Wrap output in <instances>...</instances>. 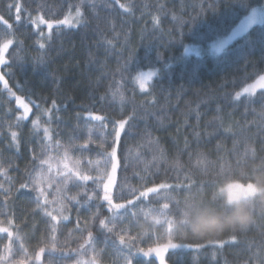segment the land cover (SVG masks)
Segmentation results:
<instances>
[{
  "label": "trees",
  "instance_id": "16d2710c",
  "mask_svg": "<svg viewBox=\"0 0 264 264\" xmlns=\"http://www.w3.org/2000/svg\"><path fill=\"white\" fill-rule=\"evenodd\" d=\"M14 2L27 7L33 18L43 15L45 19L52 20L63 19L70 9L73 12L79 6L85 23L59 30L54 27L52 39L46 41L45 49H40L35 43L40 38L38 30L29 22L28 12L22 13L23 23L15 21L14 9L9 15L7 5ZM201 2L203 11L199 7ZM208 2L0 0V16L13 26L9 31L15 33L10 37L14 44L7 55V63L0 68L17 96L24 97L25 102L29 97L35 102L30 105L32 111L28 120L18 122L13 104L2 105L0 101V170L2 167L8 169L2 163L6 165L11 161L12 166L16 158L25 175L19 173L18 176L17 170L11 171L10 177L16 175L20 185V182L28 181V173L34 176L37 170L34 165L38 166L39 160L31 158L43 154L40 138L43 127L47 126L53 133V139L44 143H51V156L60 153L62 158L63 149H69L70 154L81 160V170L87 171L90 167L87 160L97 158L96 144H92V151L84 154L70 148V145L86 142L89 135L98 142L104 130L99 128V122L87 118L91 112L107 118V131H111L113 121H128L118 150L121 166L116 179L120 178L121 182L117 180L111 191L115 203L124 202L120 197L131 198L128 197L129 190L140 188L145 182L142 177L146 178V186L161 182L172 185L167 198L162 190L158 197L150 196L137 202L136 207L127 206L129 213L136 211L139 215L117 221V232L121 227H130L131 235L145 231L139 225L144 220L140 209L147 211L169 203L172 212L178 213L180 204L177 206L175 201H182L197 191L211 196L220 165L237 163L248 147L258 151L264 149V98L261 96L264 90L235 99L236 92L243 93L244 87L255 83L258 74H264V42L261 41L264 23L248 28L223 53L208 52L213 41L229 35L251 13V8L244 10L238 6H246L248 0H215V10L207 8ZM251 4L261 8L264 0H251ZM39 27L47 32L46 25ZM4 31L5 26L0 24V37ZM20 40L23 44L15 43ZM201 44L207 45V50L200 49L199 55L185 52L186 48H197ZM13 52H18L21 59L13 62ZM145 71H156L157 75L141 89L136 76ZM1 83L0 98L7 94ZM53 100L57 108L52 110L50 119L41 111L52 108ZM77 114H80L79 119ZM37 115L41 120L38 130L32 128V120ZM12 131L19 134V150L9 146ZM56 140L60 141V148L56 147ZM198 160H203V163L198 164ZM56 174L57 170L55 176L59 180ZM90 174L95 175V172ZM186 176L197 182L190 189L185 187L188 183ZM58 183L61 184L60 181ZM87 188L88 195L95 192L103 196L102 185L97 188L91 181L83 189L68 185L67 196H77L84 206L77 213L76 205L69 204L72 210L65 213L69 219H61L57 225V250L46 249L44 264H49V261L51 264H76L78 260L89 261L93 255L98 264H124L127 247L121 246L118 239L98 223L99 218L113 214L102 199L94 198L88 201L92 206H85L84 196L78 193L86 192ZM25 194L32 199L15 206L20 204L19 199ZM13 195L8 207L6 205L3 209L8 219H14L12 259L19 261L25 259V249L27 256L31 257L38 243H51L47 232L49 223L53 222L40 210L33 213L36 207L33 192L21 189ZM97 204L100 205L99 217L90 225L94 243L86 245V255L82 254L83 249L80 253L73 251L83 243L82 237H87L86 231L77 230V217L83 228L85 220L97 211ZM58 205L50 206L49 210L57 209ZM83 209L86 210L84 213ZM156 229L160 231L159 226ZM231 235L225 232L218 237L204 239L176 236L175 243L193 246L169 249L165 254L166 264L264 262V216L258 214L256 224L247 232L235 233L236 242L221 246L220 242L230 241ZM155 239V236L152 240L145 237L138 246L147 251ZM9 242L6 233L0 234V258L5 256V246ZM196 243L203 247L195 248ZM132 251L134 264H159L154 254L146 257L136 253L135 248Z\"/></svg>",
  "mask_w": 264,
  "mask_h": 264
},
{
  "label": "snow or ice",
  "instance_id": "6c2138e0",
  "mask_svg": "<svg viewBox=\"0 0 264 264\" xmlns=\"http://www.w3.org/2000/svg\"><path fill=\"white\" fill-rule=\"evenodd\" d=\"M119 2V0H117ZM238 6L241 9L246 10V8H251V13L247 15L244 20L241 23V26L239 29L234 30L230 35L224 37V38H218L216 39L212 45H211V52L215 54L223 53L231 43L233 39L237 35H239L243 30H245L248 27H251L253 24L256 23H264V12L259 11L256 7L252 6L251 0H248V4L242 5L238 4ZM121 7L123 8L124 5L121 4ZM199 7L201 11L204 9V4L201 2L199 4ZM217 7V4L215 0H209L207 4V8H210L212 10H215ZM13 9L15 10V21L19 23H23L22 20V13L28 12L29 16V22L34 24L37 27L39 39L35 42L39 45L40 49L46 48V41H50L53 37V28L55 27L57 30L62 29L63 27H76L81 25L82 23H85L83 19V13L81 11V8L79 6L75 9V15L72 14L71 9L69 10L68 14L64 16L63 19H45L43 15H37L35 18L32 16V12L25 7L21 3H9L7 5V10L9 15L12 14ZM0 24H3L5 26V31L3 32L2 37H0V65H5L7 63L5 59V53L8 52L10 46L14 44V40L10 37L14 36L15 33L9 31L12 29V25L8 23L7 20L3 18V16H0ZM46 25L47 32H45L43 29H40V25ZM261 41L264 42V35L261 36ZM15 43L23 44V41H15ZM111 43V41H109ZM189 51H194L196 55H199V50L195 47L193 48H186L185 52L188 53ZM13 62L21 59V57L18 55V52L12 53ZM40 62L43 63V58L40 57ZM155 75H157L156 71H149L147 73H139L136 76V80L139 82V86L141 89L145 88V85L149 80H151ZM0 82L3 83L4 90L8 92V94L15 98L16 103L18 104L20 109H23V112L16 117V120L19 121H26L29 118V113L32 111L30 105L34 104L35 102L31 100L29 97L27 102H25V98L22 96H17L14 91H12L11 88H9V84L7 79H5L4 74L0 73ZM257 88L264 90V74H258V79L255 81V83L248 84L246 87L243 88L242 92H236L235 93V99H240L243 94H248L249 96H252ZM262 98H264V92L261 93ZM37 108H39V105H36ZM56 101L53 100L52 102V108L50 109H43L41 111V114L43 115H49L51 119L52 110L56 109ZM80 118V114H77V119ZM87 118L89 120H94L99 122V128L101 130H104L101 132L100 136L98 137V142L93 139L91 135H89L86 138V142L82 144H71L70 148L75 149L79 151L81 154L87 153L92 151V144L95 143V152H96V159H88L87 164L90 166L87 171H81L79 169V165L81 164L80 159H75L73 161L72 166L70 167L69 161L72 160L70 156L69 149H65L63 153V157L60 161V163L63 164L62 169L57 170V176L59 178V181L61 182V187L57 188V193L59 194V197L53 196V198L49 199V193L40 185L45 182V180L49 181L47 184L48 188H52L53 184L56 182L52 178V165L49 162V158H42L39 156H32V160H39V165L34 167L37 169L35 172V175L33 176L32 173H28L29 179L27 182H20L19 189H27L30 192L34 193V201L36 207L32 210L33 213H35L37 210H40L44 213L46 217H48L50 222L48 227L47 235L50 237L51 243L50 244H44V243H38L36 248L34 249L33 255L31 257L27 256V250L25 249V259H21L19 261H15L11 259L13 255L12 251V245L11 243L5 246V251L8 253L7 256L2 257L6 261V264H44V254L46 249L51 248L52 251L57 250V235H55L58 231V223L62 219L64 221H67L69 219V216L65 213L70 212L72 209L69 207L70 203H75L78 206L81 205V201L77 199V196H67V189L69 184H73L78 188L83 189L89 181H91L94 185H96L97 188H99L101 185L103 187V196L100 197L97 193L93 192L92 195H88L86 192L78 193V195L82 194L84 196V203L86 204L88 201L93 200L94 198L96 200H101L103 202L107 203L108 210L112 212V216L110 217H104L99 218L98 223L101 228L105 229L108 233L113 234L116 239H118L119 244L121 246L127 247V254L123 256L124 264H134L133 259V248H135L136 253L142 254L144 256H151L154 254L156 258L159 261V264H166V253L169 251V249H175L179 247H192L193 245L184 244V243H175L174 239L176 238V235L174 234L171 222L168 219L169 217H177L179 215L178 213H173L170 209L169 203H163L159 208L157 209V213L159 216L163 217V221L157 220V225L160 228V231H158L156 228L151 230H145L141 232H137L136 235L130 234V227H121L120 231L117 232V221H124L125 219H129V216L131 218H135L139 215L138 212L132 211L129 213V208L127 206L136 207L137 202H140L145 199H149L150 196L155 198L161 195V192L163 190V194L165 198H167L170 194V191L172 190V185L168 184L167 182H161L158 185L155 186H146V178L142 177L141 179L144 180V184L141 185L140 188H131L128 193V197L131 198H125L120 197V199L124 200V202L121 203H115L113 201V196L111 195V191L113 186L117 183V170L121 166V158L118 157V150L122 143V133L125 131V125L128 123L127 120H119V121H113L112 122V128L111 131H107L108 124H107V118L105 116L101 115H95L91 112L87 114ZM19 126V124L17 125ZM41 126V120L40 115H37V117L32 121V128L33 129H40ZM43 135L40 138L41 144L44 148V150L50 151L51 145L48 143H44L45 141H51L53 139V134L50 131V128L45 126L43 127ZM227 131H231V129H227ZM58 135V134H57ZM11 142L9 146H15L17 150H19V134L16 131H12L11 134ZM110 137V139H109ZM56 147L60 148L61 144L59 140H56ZM187 146V141L185 142ZM219 147V145H218ZM249 148V147H248ZM248 148L245 149V155L248 151ZM264 151V149H262ZM126 159V157H124ZM242 157H239L237 159V163ZM223 159V158H221ZM198 164L203 163V160H198ZM45 166L47 168L45 169ZM95 172V175L90 174L91 172ZM45 172L48 173L47 176H45ZM106 179V182H105ZM186 179L188 183L185 185L186 188L190 189L192 186H194L197 182L195 179H193L191 176H186ZM31 184V187L29 185ZM201 184L203 182L201 181ZM233 184H227L225 186V191L229 193L231 196V190H232ZM2 187V186H0ZM179 187V185H177ZM202 191V189H201ZM8 189H4V196L5 201L7 202L8 199ZM176 205L179 206L180 201H175ZM55 204H59L58 210L53 207L52 210H49L50 206H53ZM99 207L100 205L97 204V211L92 213V215L85 220L83 228H81L80 222H79V216L77 217V230L81 231L82 233L84 231L87 232V237L83 238V243H80L78 245L77 249H73V251H76L80 253V250H85L82 254H87L86 245H91L94 243V234L91 231V222L95 220L97 217H99ZM117 210H122L118 212ZM140 211L143 212L144 218L150 214L151 209H148L147 211L140 209ZM54 212H57V214H54ZM79 212V207L77 208V213ZM155 219V217H153ZM9 223L12 221L9 220ZM166 225V227H165ZM0 233H6L9 240L11 241L13 239V234L11 231H9L8 228L0 227ZM155 236L156 239L152 241V246L148 247L147 251L144 250V248L138 246V242H143L144 238L147 237L148 240H152V237ZM237 237L235 234L231 235L230 241H221V246H223L225 243L228 242H236ZM212 243V241H209ZM67 243V241H65ZM195 248L199 249L202 248L203 245L200 243H196ZM21 248H23V244H21ZM49 264L51 262L49 261ZM76 264H98L96 260V256L93 255L92 258L89 261H82L78 260ZM264 264V262H262Z\"/></svg>",
  "mask_w": 264,
  "mask_h": 264
},
{
  "label": "clouds",
  "instance_id": "9594fccd",
  "mask_svg": "<svg viewBox=\"0 0 264 264\" xmlns=\"http://www.w3.org/2000/svg\"><path fill=\"white\" fill-rule=\"evenodd\" d=\"M219 168L211 196L199 191L186 196L180 201L179 215L168 218L176 236L204 239L225 232L244 233L256 224L258 214L264 216V151L249 147L238 163ZM230 183L243 184L245 188L230 196L224 190ZM163 219L153 208L139 225L151 230L158 226L157 220Z\"/></svg>",
  "mask_w": 264,
  "mask_h": 264
},
{
  "label": "rangeland",
  "instance_id": "374dc122",
  "mask_svg": "<svg viewBox=\"0 0 264 264\" xmlns=\"http://www.w3.org/2000/svg\"><path fill=\"white\" fill-rule=\"evenodd\" d=\"M259 11H261V12H264V6L263 7H261V8H257ZM72 14L73 15H75V11H73L72 12ZM244 20V19H243ZM242 20V21H243ZM242 21L232 30V32L234 31V30H236V29H239L240 28V26H241V23H242ZM258 24H263V23H256V24H253L252 26H254V25H258ZM248 28H250V27H248ZM248 28H246L245 30H243L239 35H237L236 37H235V39H233L232 41H231V43L230 44H232L237 38H239L240 37V35L242 34H244V32L248 29ZM231 32V33H232ZM230 33V34H231ZM229 34V35H230ZM226 36H228V35H225L224 37H226ZM224 37H222V38H224ZM214 42V41H213ZM212 42V43H213ZM212 43L210 44V45H212ZM229 44V45H230ZM206 46L207 45H202L201 44V46H198L197 47V49L198 50H200V49H205V50H207V48H206ZM11 47V46H10ZM193 47H195V46H192V47H190V48H193ZM9 51H10V48H9V50H8V52L7 53H5V59H6V61L8 60L7 59V55H8V53H9ZM189 52H194V51H189ZM208 52H211V46H210V51H208ZM212 53V52H211ZM1 66V68L3 67V65H0ZM1 68H0V73H2V74H4V72H2L3 70H1ZM147 72H149V71H145V72H141V73H147ZM5 76V75H4ZM6 79V78H5ZM8 81V80H7ZM151 80H149L148 82H147V84L145 85V86H147L148 85V83L150 82ZM1 83V82H0ZM136 83L139 85V82L136 80ZM2 84V88L4 89V86H3V83H1ZM8 84H9V82H8ZM9 88H11L10 87V85H9ZM260 89L259 88H257V90H256V92L257 91H259ZM13 91V90H12ZM255 92V93H256ZM16 93V92H15ZM7 94H8V92H7ZM6 94V96H4V97H2V98H0V101H1V104L2 105H4V104H7V105H11V104H13V106H14V108H15V111L17 112V113H15V114H17V116L18 115H20L23 111L21 110V109H18V104L16 103V100H15V98L14 97H12V96H10L9 94L7 95ZM2 99H3V103H2ZM17 107V108H16ZM22 111V112H21ZM34 120V119H33ZM32 120V121H33ZM4 126H6V127H8L9 125L8 124H4ZM3 126V127H4ZM53 134V133H52ZM1 143H2V141L0 140V145H1ZM46 143H48V144H50L51 145V143L50 142H46ZM42 148V150H43V154H40L39 155V157H42V158H49V162H50V164L52 165V173H51V175H52V178H53V180H55L56 182L53 184V187L52 188H48L46 185L48 184V182L49 181H47V180H45V182L44 183H42L40 186L41 187H44L47 191H48V193H49V199L51 200L52 198H53V196H57V197H59V194L57 193V188H59V187H61L62 185L60 184V183H58L59 182V180L57 179V177L55 176V173H56V170H58V169H62L63 168V164L62 163H60V161H61V159L62 158H60L59 157V154L58 155H55V157H52L51 155H53L50 151H45L44 150V148H43V146L41 147ZM9 149V148H8ZM64 149H63V151L61 152L62 153V156H63V153H64ZM70 151V150H69ZM70 156H71V158H72V160L71 161H69V165H70V167L72 166V164H73V161L75 160V159H77V158H75L74 157V154H70ZM13 162V165L12 166H10L11 165V161L10 162H8L6 165H4L3 163H2V166H4V167H7L8 169H6V168H3L2 167V169L0 170V186H2V187H0V208L2 209V212L0 213V227H5V228H8L9 229V231H13L14 232V227H13V225H14V219H8L7 218V213H6V210H4L3 208H5V206L9 203V200L11 199V198H13V194H15L16 193V191H17V188H18V186H19V182H18V179H17V177H16V175L15 176H12V177H10V172L11 171H13V172H17V170H18V176H19V173H21V175H25V173H24V170H20V165L19 164H17V160H16V158H15V162L14 161H12ZM1 165V164H0ZM10 167V168H9ZM47 168V166H45V169ZM79 169L81 170L82 169V167H79ZM7 170V171H6ZM82 171V170H81ZM15 174V173H14ZM48 175V173L47 172H45V176H47ZM118 180V182L120 183L121 182V179L119 178V179H117ZM29 187H31V184L29 185ZM125 187H127V186H125ZM248 187H250V185L248 186ZM244 188H245V185H243V184H239V183H237V184H233V186H232V190H231V195H233V194H239V193H241L243 190H244ZM4 189H8L9 190V193H8V199H7V202L5 201V196H4ZM28 192H30V191H28ZM86 193H89V191H88V188L86 189ZM71 196H72V194H71ZM28 199L29 200H31L32 199V197H30L28 194H25V196H22L19 200H20V204H17V205H15V206H19V205H22L23 203H26V201H28ZM29 202H31V201H29ZM85 204V203H84ZM58 204H55V205H53V206H57ZM74 205H76L75 203H74ZM81 205H83L82 204V202H81ZM92 206L91 204H90V202H87L86 204H85V206ZM14 206V205H13ZM84 206V205H83ZM83 206H78V205H76L75 206V209H77L78 207H79V209L80 210H82L81 208H83ZM7 207H8V205H7ZM58 208H59V205H58ZM58 208H57V210H58ZM74 209V210H75ZM86 210L85 209H83V213L85 212ZM27 213V211L24 213V214H26ZM23 214V215H24ZM6 215V216H5ZM9 220H11L12 222L11 223H9L8 221ZM31 230H34V229H31ZM0 234H5V233H0ZM11 243V245H12V243H13V240H11L10 242H9V244ZM12 251H13V247H12ZM8 255V253L6 252V254H5V256H7ZM2 257H4V256H2ZM258 258L260 259L261 257H260V254L258 255ZM11 259H12V257H11ZM0 264H6V261L4 260V259H2V258H0Z\"/></svg>",
  "mask_w": 264,
  "mask_h": 264
}]
</instances>
